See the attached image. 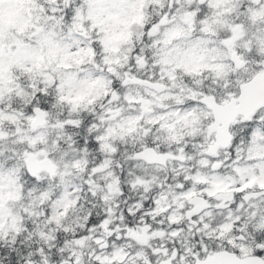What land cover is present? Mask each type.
<instances>
[{
  "label": "snow or ice",
  "instance_id": "obj_1",
  "mask_svg": "<svg viewBox=\"0 0 264 264\" xmlns=\"http://www.w3.org/2000/svg\"><path fill=\"white\" fill-rule=\"evenodd\" d=\"M0 264H264V0H0Z\"/></svg>",
  "mask_w": 264,
  "mask_h": 264
}]
</instances>
